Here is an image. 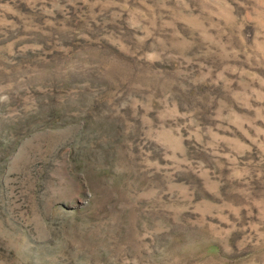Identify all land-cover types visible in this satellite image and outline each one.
<instances>
[{"label":"rangeland","instance_id":"obj_1","mask_svg":"<svg viewBox=\"0 0 264 264\" xmlns=\"http://www.w3.org/2000/svg\"><path fill=\"white\" fill-rule=\"evenodd\" d=\"M0 264H264V0H0Z\"/></svg>","mask_w":264,"mask_h":264}]
</instances>
